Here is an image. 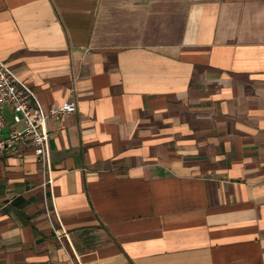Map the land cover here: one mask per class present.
Segmentation results:
<instances>
[{
	"label": "crops",
	"instance_id": "crops-1",
	"mask_svg": "<svg viewBox=\"0 0 264 264\" xmlns=\"http://www.w3.org/2000/svg\"><path fill=\"white\" fill-rule=\"evenodd\" d=\"M0 59L77 107L0 154V264H264V0H0Z\"/></svg>",
	"mask_w": 264,
	"mask_h": 264
},
{
	"label": "built area",
	"instance_id": "built-area-1",
	"mask_svg": "<svg viewBox=\"0 0 264 264\" xmlns=\"http://www.w3.org/2000/svg\"><path fill=\"white\" fill-rule=\"evenodd\" d=\"M5 107L13 113L14 123L23 124V128L12 129L0 139V154L15 147H31L43 164L50 160L47 120L73 114L77 109L74 102L66 101L53 106L48 113L44 112L34 91L0 59V131L8 125ZM56 234L59 240L67 237V233L60 230Z\"/></svg>",
	"mask_w": 264,
	"mask_h": 264
}]
</instances>
